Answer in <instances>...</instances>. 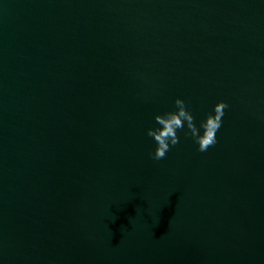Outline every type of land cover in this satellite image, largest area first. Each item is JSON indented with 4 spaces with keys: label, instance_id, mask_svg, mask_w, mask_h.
Wrapping results in <instances>:
<instances>
[{
    "label": "water",
    "instance_id": "obj_1",
    "mask_svg": "<svg viewBox=\"0 0 264 264\" xmlns=\"http://www.w3.org/2000/svg\"><path fill=\"white\" fill-rule=\"evenodd\" d=\"M0 264H264V0H0Z\"/></svg>",
    "mask_w": 264,
    "mask_h": 264
},
{
    "label": "clouds",
    "instance_id": "obj_2",
    "mask_svg": "<svg viewBox=\"0 0 264 264\" xmlns=\"http://www.w3.org/2000/svg\"><path fill=\"white\" fill-rule=\"evenodd\" d=\"M228 107L225 101H217L212 110L197 122L181 97L174 100V108L154 114V124L146 129V135L154 141V150L150 153L153 160H161L166 153L179 143L178 132L184 131L197 145V151L206 152L217 142V131L222 123L223 110Z\"/></svg>",
    "mask_w": 264,
    "mask_h": 264
}]
</instances>
